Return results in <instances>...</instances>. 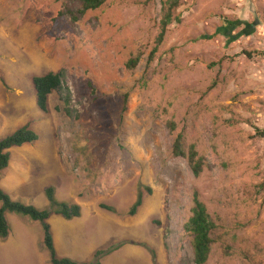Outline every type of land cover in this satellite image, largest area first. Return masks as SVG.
Listing matches in <instances>:
<instances>
[{"label":"rangeland","instance_id":"374dc122","mask_svg":"<svg viewBox=\"0 0 264 264\" xmlns=\"http://www.w3.org/2000/svg\"><path fill=\"white\" fill-rule=\"evenodd\" d=\"M165 1L108 0L75 22L66 12L78 8L71 0H0V101H9L0 104V130L13 126L10 116L19 121L31 111L28 122L41 132L26 145L29 183L36 178L40 194L55 185L58 199L74 182L87 198L69 202L78 200L83 210L112 207L108 213L127 225L119 227L127 237L109 247L133 245L142 253L121 257V264H193L183 224L194 192L217 225L205 264H264V56L243 54L264 53V0H177L172 14L179 22L158 46ZM225 21H240L227 28L228 37ZM139 53L136 68L127 70ZM60 70L70 116L59 91L42 113L31 84L35 75ZM178 134L182 157L172 154ZM190 149L201 161L198 176ZM18 165L16 159L13 169ZM55 165L67 176L49 172ZM139 185L151 193L142 189V205L127 216ZM133 227L137 242L129 237ZM135 243L154 250L155 263Z\"/></svg>","mask_w":264,"mask_h":264},{"label":"crops","instance_id":"0c3cea01","mask_svg":"<svg viewBox=\"0 0 264 264\" xmlns=\"http://www.w3.org/2000/svg\"><path fill=\"white\" fill-rule=\"evenodd\" d=\"M22 95L23 93L20 92L17 98H23L21 97ZM20 102L24 104L22 100H20ZM8 103V100L0 101V104L4 106ZM34 110H36L35 107ZM30 113L28 112L26 117H20L19 121L10 116L11 118L9 117L8 124L11 123L13 126L4 129V132L0 130V138L14 127L18 128L20 124L21 127L25 124H29V127H32L31 130L39 135L41 130L37 127L38 125L35 124L31 126L33 122H28V120L32 121ZM1 120H5V116H2ZM1 127L0 129H2ZM26 145L31 144H25L21 147L8 150L9 163L8 167L0 174V188L7 193L13 201H18L26 205L33 204L35 206V203H39L41 206L40 209H48L49 202L44 194V190L43 194H40V190L36 187V178L34 183H29L30 169L26 170L22 168H26L29 165V159L27 157L32 153V150ZM54 158L56 162H58V160L60 161L58 155H55ZM16 159L19 165L17 169H13ZM49 172H52V174L58 177L67 176V170H64L61 165H55ZM71 181L72 179L70 182ZM51 187L54 189V195L57 199L56 186L53 185ZM35 192H37V194H35ZM68 193L69 195L63 198L59 196L57 200L79 205L81 208V215L79 218L66 220L54 214L48 219L54 249L58 257L67 258L74 262L87 263L93 260V255L96 251L107 249L113 242L120 241L121 239L125 240L127 236L126 234L122 235L119 233V227L124 229L127 228V225H123L116 217H112L110 213L98 207H95V209L92 208L91 210L86 208L83 210L84 206L78 200L69 202L68 200L74 197H77L79 200H85L87 198H83V196L76 194L74 182L73 186L68 189ZM37 197H39V200L35 202ZM90 197H92V194ZM9 214L12 213L6 215L9 225L8 237L0 240V264H50V258L43 245L42 228L40 229L35 221L30 222L20 215L15 216L14 214ZM113 218H115V220ZM129 237H131L134 242H137L138 235L135 228L134 232H131ZM137 248V246L125 245L124 248L121 247L116 252L103 255L99 258V261L101 264H121V257H126L127 255L137 257L138 255H142V253L138 251L139 248Z\"/></svg>","mask_w":264,"mask_h":264},{"label":"trees","instance_id":"16d2710c","mask_svg":"<svg viewBox=\"0 0 264 264\" xmlns=\"http://www.w3.org/2000/svg\"><path fill=\"white\" fill-rule=\"evenodd\" d=\"M61 1V0H56ZM72 2L77 3V10L74 12L72 10L66 9V12L71 16L72 21H77L81 16H83L87 11H94L104 5L108 0H71ZM151 0H146V2ZM177 0H168L162 2L161 5V18L159 22L160 32L156 38V44L159 46L162 42V39L167 31L168 26L172 22H179V17H173L172 10L177 7ZM225 25L222 30H224L225 35L228 37L229 27L236 26L240 21H225ZM208 38V37H207ZM157 48L155 47L150 54L149 62L156 52ZM247 58H252L253 54L258 56H264L263 52L251 53L244 51L243 53ZM142 54L139 53L136 56L130 57L125 63V68L127 70H134L138 65ZM3 82V80L1 79ZM31 84L35 92L36 106L42 113L48 112V99L49 96L56 91H59L63 94L62 100L64 102L65 113L71 115V93L69 87L65 81V72L60 70L58 72H48L44 75H35L31 78ZM127 94L124 96V105L122 111L126 110L127 107ZM170 130L174 128L172 123H168ZM260 134L263 135V132ZM181 135L178 134L172 145V154L175 157H182L184 153L181 148ZM39 139L38 134L29 128V124L17 129L12 134L6 136L0 140V174L3 170L8 167L9 163V153L8 150L21 147L25 144H33ZM196 153L193 149H190L188 153V159L191 162L192 172L195 176H198L201 170V161L196 159ZM142 189L147 193H151V189L144 187L142 185L138 186V191L136 195L135 202L130 206L127 211V216H135L137 210L142 205L143 193ZM44 194L49 202L48 209H38L32 205H26L18 201H13L10 196L5 193L0 188V240H3L8 237L9 234V225L6 219L8 213L22 215L30 218L32 221L39 222L41 224L43 232V245L48 251L50 264H101L99 258L103 255L110 254L113 250L118 249L120 246L117 245L112 248L109 247L105 250L96 251L93 255V260L87 263H79L71 261L67 258H60L56 255L52 235L50 232V226L48 219L51 215H59L66 220H71L74 218H79L81 215V208L77 204L66 203L58 201L54 195V189L50 186L44 189ZM193 207L191 209V216L183 224V230L191 236V246L193 252V264H205L207 262L208 256L211 251V245L213 239L211 238V233L217 228L215 221L210 217L207 212L205 205L199 201L198 195L196 192L192 195ZM99 208L106 210L108 212H114V209L108 205L100 204ZM141 246H145L140 244ZM151 256V260L155 263V252L149 247L145 246Z\"/></svg>","mask_w":264,"mask_h":264},{"label":"clouds","instance_id":"9594fccd","mask_svg":"<svg viewBox=\"0 0 264 264\" xmlns=\"http://www.w3.org/2000/svg\"><path fill=\"white\" fill-rule=\"evenodd\" d=\"M48 113V112H47ZM47 113H44V114H47ZM9 153V152H8ZM38 209H40V208H38ZM42 210H44V209H42ZM106 211V210H105ZM108 212V211H107ZM36 222V221H35ZM130 244H133V243H130ZM136 244V243H135ZM136 245H139V244H136ZM45 248V247H44ZM121 248V247H120Z\"/></svg>","mask_w":264,"mask_h":264}]
</instances>
